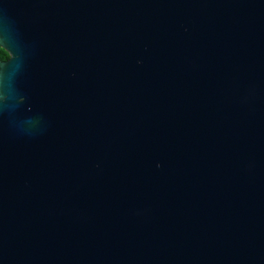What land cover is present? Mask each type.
<instances>
[{
    "label": "water",
    "instance_id": "water-1",
    "mask_svg": "<svg viewBox=\"0 0 264 264\" xmlns=\"http://www.w3.org/2000/svg\"><path fill=\"white\" fill-rule=\"evenodd\" d=\"M0 264H264V0H0Z\"/></svg>",
    "mask_w": 264,
    "mask_h": 264
},
{
    "label": "trees",
    "instance_id": "trees-1",
    "mask_svg": "<svg viewBox=\"0 0 264 264\" xmlns=\"http://www.w3.org/2000/svg\"><path fill=\"white\" fill-rule=\"evenodd\" d=\"M8 57H9L8 52L3 47L0 46V58L6 59Z\"/></svg>",
    "mask_w": 264,
    "mask_h": 264
},
{
    "label": "flooded vegetation",
    "instance_id": "flooded-vegetation-1",
    "mask_svg": "<svg viewBox=\"0 0 264 264\" xmlns=\"http://www.w3.org/2000/svg\"><path fill=\"white\" fill-rule=\"evenodd\" d=\"M0 59H1V60H6L7 58H6V59H2V58H0Z\"/></svg>",
    "mask_w": 264,
    "mask_h": 264
}]
</instances>
